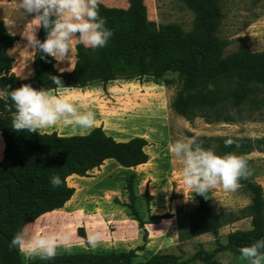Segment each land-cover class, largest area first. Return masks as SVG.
<instances>
[{"label": "trees", "instance_id": "16d2710c", "mask_svg": "<svg viewBox=\"0 0 264 264\" xmlns=\"http://www.w3.org/2000/svg\"><path fill=\"white\" fill-rule=\"evenodd\" d=\"M193 13L192 28L183 30L176 23L156 26L147 18L143 0H127L128 5L109 7L97 1V11L112 31L103 48L92 50L75 44L76 66L58 72L51 57L33 54L32 76L21 78L13 71L8 49L17 39L8 32L0 19V91L11 90L27 83L48 91L84 87L94 82L108 83L118 78L161 79L166 73H177L180 85L171 101L173 110L187 118L202 116L209 121H237L244 107L259 115L264 113V49L251 51L245 38L238 40L234 53H224L226 42L218 35L219 0H183ZM36 36L43 40L45 30ZM264 38V34H263ZM56 75L63 83L57 87L49 79ZM14 109L6 96L0 97V134L3 153L0 158V264H188L197 259L213 264L214 255L228 250L239 255L238 249L264 236V195L261 186L244 178L250 202L247 214L250 228L228 233L226 242L213 249H198L190 258L179 260L172 253H155L142 261L134 260V249L119 252L56 254L43 260L36 257L24 262L22 255L9 243L12 236L42 214L61 208L72 196L74 188L67 184L69 175L85 176L106 159L124 167L147 161L143 140L133 138L116 141L101 128L83 135H58L56 132H28L11 129ZM232 143L225 145L224 140ZM203 140L204 139L203 137ZM217 154L246 153L256 142L246 138L214 137L207 141ZM247 162V160H246ZM52 175L62 179L53 188ZM194 194L198 213L192 218L200 232L217 233L231 218L213 211L210 191ZM129 207L136 214L134 194L129 188ZM165 215L156 214L148 222H157ZM184 237V236H181Z\"/></svg>", "mask_w": 264, "mask_h": 264}, {"label": "rangeland", "instance_id": "374dc122", "mask_svg": "<svg viewBox=\"0 0 264 264\" xmlns=\"http://www.w3.org/2000/svg\"><path fill=\"white\" fill-rule=\"evenodd\" d=\"M97 1L109 7L128 5L127 0ZM143 1L147 18L156 26L176 23L185 31L192 28L193 13L183 0ZM219 1L218 35L226 42L224 53H234L241 37L251 51L263 50L264 0ZM31 18V14L24 15L19 9L17 0H0V19L8 32L17 36L8 49L13 59L11 71L21 78L33 74V53L24 47L26 39L21 36L23 30L35 24ZM72 54L75 56V47ZM54 64L67 68L66 61ZM179 85L178 74L169 72L161 79L118 78L108 83L50 90L51 94L65 97L78 111H92L94 124L91 129L80 130L57 121L55 126L39 132L83 135L99 127L116 141L141 138L148 158L130 167L106 159L85 176L69 175L67 184L74 188L69 200L61 208L24 224V229L54 232L63 228L68 233L69 246L58 247L56 254L134 249L137 261L155 253H172L179 260H185L200 248L211 250L225 243L231 231L249 229L250 196L247 184L242 182L244 178L239 179L235 190H225L220 185L209 189L213 211L230 217V221L215 234L193 227L192 218L198 213L197 201L184 186L182 162L169 152V144L194 138L202 147L209 148L208 144L215 142L207 139L214 137L246 138L256 142L257 146L237 155L247 160L251 174L246 179L258 183L264 195V114L252 112L247 104L237 121H209L202 116L187 119L171 107ZM130 187L136 214L129 207ZM156 214L165 216L157 222H148L149 217ZM92 232L103 234L102 243L94 248L86 242V235ZM21 255L24 262L36 258ZM188 264L207 263L192 259ZM213 264H246V261L225 250L214 255Z\"/></svg>", "mask_w": 264, "mask_h": 264}, {"label": "clouds", "instance_id": "9594fccd", "mask_svg": "<svg viewBox=\"0 0 264 264\" xmlns=\"http://www.w3.org/2000/svg\"><path fill=\"white\" fill-rule=\"evenodd\" d=\"M24 15L31 14L35 24L21 32L26 39L25 48L41 59L51 57L56 62H67V68L53 64L58 72L71 70L76 66L72 54L75 44L95 50L103 48L112 36L111 29L97 11V0H17ZM38 28L45 30L43 40L36 36ZM58 88L63 86L56 75H49ZM11 101L14 109L11 129L14 131L38 132L55 126L60 121L65 126L80 130L93 127L95 115L92 111H78L76 106L61 95L51 94L44 88H34L24 83L19 87L0 92ZM225 145L231 139L224 140ZM169 152L182 162L181 176L184 186L191 193L203 195L216 185L225 190H235L241 178L250 175V169L243 156L233 152L217 154L212 148L202 147L194 138L176 140L169 144ZM49 182L53 188L62 183L59 175H52ZM192 195V196H193ZM103 241L101 232L86 235V242L96 247ZM10 247L27 257L47 260L56 255L58 247L69 246V236L63 228L48 232L43 229L28 232L21 227L11 238ZM239 258L246 264H264V236L238 249Z\"/></svg>", "mask_w": 264, "mask_h": 264}, {"label": "crops", "instance_id": "0c3cea01", "mask_svg": "<svg viewBox=\"0 0 264 264\" xmlns=\"http://www.w3.org/2000/svg\"><path fill=\"white\" fill-rule=\"evenodd\" d=\"M3 140H2V137H1V134H0V158L2 157V153H3Z\"/></svg>", "mask_w": 264, "mask_h": 264}]
</instances>
